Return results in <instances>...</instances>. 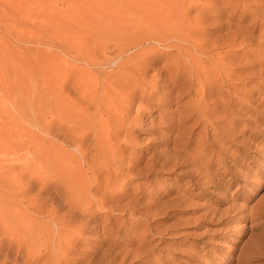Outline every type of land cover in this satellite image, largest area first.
Masks as SVG:
<instances>
[{
    "label": "rangeland",
    "instance_id": "1",
    "mask_svg": "<svg viewBox=\"0 0 264 264\" xmlns=\"http://www.w3.org/2000/svg\"><path fill=\"white\" fill-rule=\"evenodd\" d=\"M192 3L178 11L151 0H0V264H53L63 256L67 261L61 264H264V0ZM187 9L199 29L194 37H204L206 44L199 38L192 47L180 36L160 37L144 47L156 52L158 67L179 53L174 43L197 49L193 56L217 74L205 84L209 94L205 91L200 100L188 90L167 97L160 86L147 94L149 102L141 103L138 95L130 111L113 109L108 116L87 106L100 92V75L115 68L114 52L121 49L103 55L96 48L105 39L129 44L136 38L131 21L140 12ZM104 18L112 31L101 30ZM167 50L175 53L169 57ZM90 51L96 53L92 66L86 58ZM104 59L111 67L97 66ZM177 76L179 89L188 77ZM97 122L111 131L124 124L121 131L133 135L124 140L121 134L122 149L114 146L130 173L101 175V190L114 195L107 196L79 240L59 252L58 227L50 218L56 214L50 213L65 210L59 207L64 198L46 195L56 190L53 179L66 188L59 183L65 179L52 167L47 172L38 167L41 160L48 166L49 159L59 157L63 170L75 171L73 158L69 165L67 158L80 160L77 147L83 144L74 136L83 131L88 147L99 130L109 131ZM57 134L65 141L72 135L73 146ZM83 172L94 187L87 168ZM46 181L48 189L42 188ZM38 194V202L28 205Z\"/></svg>",
    "mask_w": 264,
    "mask_h": 264
},
{
    "label": "bare ground",
    "instance_id": "2",
    "mask_svg": "<svg viewBox=\"0 0 264 264\" xmlns=\"http://www.w3.org/2000/svg\"><path fill=\"white\" fill-rule=\"evenodd\" d=\"M193 1L194 0H151V3L158 4L157 7L165 6L166 4H168L169 6L173 5L174 8H172V7H170V8L179 11V9H181V10L183 9L182 8L183 5H185L187 3L190 5ZM153 4H152V9H153ZM189 5L186 8H190ZM149 6H150V4H149ZM132 7H133V4H132ZM188 10L189 9L186 10V13L184 11H183V13L181 12L182 14L180 12L179 13H177V12L173 13L171 11H170V13H168L166 10H165L166 12H160L159 11L156 13L153 10L152 12H154V13H152L151 11H144V13H143L144 15L140 14L141 12L138 13L139 15H134V19H133V21H131L132 22V28L131 29L133 30V33L135 34L136 38L134 39V37H131V38H133V39H131V41L129 38H127V39H129L128 40L129 42L126 41L127 39L125 41H126V43H129V44L124 45L122 43V41L120 40V38L116 39V40L105 39L106 36L104 38L105 40L103 38H101L104 40V44H102V45L100 44L99 45L100 47L98 46V48H96V49H98V51H100V53H102L103 55L106 53V50H111L110 48H114V49L115 48H117V49L121 48V49L118 50V52H116V51L114 52V56H113L114 59L112 61H113V64H115V68L113 70L111 69V71L109 69V71H107L105 73V74H107L106 76L100 75V81H97V86L100 87V90L99 89L98 90L100 92L98 93V91H97L94 94L93 98L92 97L89 98V96H88V98H89L88 101L90 100V102L86 103V104H88L87 106L89 108L95 107L94 110H96L97 108L100 107L102 109V111L104 112V114L107 111H111V110L113 111V109L115 110V112L117 110H121V111L124 110L125 111V109H127L128 107L131 108L130 104H132L134 102V100L136 99V97L138 95L141 98L140 99L141 103L144 101L149 102L150 98H148L147 96L153 95L155 92H157V90L159 88H161L160 86L166 88L165 96H167V97H170L173 93L182 94V91H184L186 93V91H188V90L189 91L193 90V92H195V94L198 95V98L200 100L204 97L205 91H207V94H209V92H208L209 90L207 89L208 85L206 87L205 84L209 81V79H211V81L215 80L216 78L215 79H214V77L210 78V76H214L217 74L213 73V72H215V70L212 72V70H210L209 67H205L204 63H203L204 65H202V63H201L202 61L198 60L199 58L196 59V57L193 56L194 54H192V53H194L197 49H195V51L192 52L191 49H194V48H189L190 46L186 47L185 45L174 43L173 46L175 48H177L179 53L177 55H173L168 62H166L164 65H160V67H158L156 65V61L159 58L157 57V54H155L156 52L146 51L147 47H144L146 42L149 43V41H152V40H156L157 42L158 41L160 42V37L163 40H166V38L167 39L168 38H171V39L172 38H175V39L178 38V40H179L180 36L184 37L183 41L190 42L192 44V47L193 46L197 47L198 46L197 41L199 40L200 37H198V39L196 40L197 36L196 37H194V36H195V33L198 34L197 30H199V29H198V26H196L197 24L194 22L195 19L193 20V22L196 25H193L192 21H191L192 23H190V21H189L190 15L188 16L189 13L187 12ZM190 20H192V19H190ZM103 23H104L103 24L104 27L102 26V29H101L102 31H105V30H107V31L111 30L112 31V29H109L110 25H108L107 19H105V22L103 21ZM112 27L115 28L116 26L113 25ZM99 29H100V27H99ZM128 34H129V32H128ZM115 35L116 34H114V36ZM119 35H118V37H119ZM103 36L104 35H102V37ZM132 36H134V35H132ZM227 36H229V35H227ZM127 37H129V36H127ZM202 38L204 39V37H202ZM202 38H200V39H202ZM205 40L206 39H204V41ZM207 40H209V39H207ZM204 41H200V42L202 43ZM205 44H206V41H205ZM205 46H207V45H203V48H205ZM131 50H134L135 52L132 55H130V54L127 55V52L128 51L131 52ZM165 53H166V51H165ZM165 53H163V54L166 55ZM167 53L169 54L170 52H168V50H167ZM171 53H175V52H171ZM171 53H170L169 57L171 56ZM95 54L96 53L94 51H90L87 53L86 58L88 61L87 60L86 61L88 62V65L92 66L95 64V63H91V61L95 57ZM160 55H161V53H160ZM125 56H127V58H124ZM182 56L187 57V58H189V60H191V62H188V64H190V65L185 63L187 61V59L184 63L181 61V59H183V58H181ZM118 59L120 61H118V63H116L115 61H117ZM110 62H111V60L104 59L102 62H98L97 66L100 67L102 65H110V64H108ZM217 63H219V62L217 61ZM110 67H111V65H110ZM220 67H218V69ZM216 68H217V66H216ZM213 69H214V67H213ZM222 70H225V68ZM178 74H180L181 76L183 75L185 77L187 75L188 79L186 78V81H185V78H184V82H183L182 87L179 89L178 88L176 89V83L179 81L178 76H177ZM93 83H95V82H93ZM211 85H213V84H211ZM94 88H96V86ZM57 89H59V87ZM57 89H56V93H57ZM210 91L212 92V90H210ZM184 92H183V94H184ZM149 97H151V96H149ZM55 98H56V100H59V95H57ZM83 103H85V102H83ZM132 105H134V103ZM141 105L142 104H140V106ZM140 106H139V110L142 107V106L141 107ZM89 108H87V109H89ZM104 110H106V111H104ZM127 110L130 111L129 108ZM102 111L99 113H101V115L103 116ZM99 113H98V115L100 116ZM112 113H114V112H112ZM129 113L127 114V116H129ZM107 114H109L108 116H110L109 112H107ZM107 114H105V115H107ZM117 115H118V112H117ZM94 116H95V114H94ZM99 116H98V118H99ZM114 116L117 117L116 115H114ZM127 116L124 118V120L126 118L130 117V116L129 117H127ZM141 116H142V114H141ZM190 116H191V114H190ZM81 117H83V116H81ZM111 117L113 118V116H111ZM121 117H122V115H121ZM121 117H118V119L119 118L121 119ZM136 117L137 118L134 119L135 123H136V121H140V118L138 116H136ZM118 119H117V121L120 120V119L119 120ZM182 119L183 118H181V121H182ZM115 120H116V118H115ZM85 121H86V119H85ZM94 121H93V123H94ZM103 121H105V120L103 119ZM76 122H77V120H76ZM109 122L106 121L105 123L108 124ZM112 122H114V119ZM122 122H124V121L122 120ZM122 122L119 124H122ZM124 123H127V122L125 121ZM130 123H131V121H130ZM104 124L101 125V123H98V125H101L100 127L104 126V127H102L103 128L102 130H105L104 128H105L106 124L105 125ZM114 124H115V122H114ZM75 125H76V123H75ZM78 125H80V124H78ZM95 125H96V123H95ZM118 125H117V127H118ZM127 125L129 126V124H127ZM110 126H113V125H110ZM76 127H77V125H76ZM76 127H74V128L77 129L78 127L77 128ZM119 127H121V126H119ZM123 127H124V124L122 125L121 130L124 129ZM80 128L81 127H79V129ZM107 128H108V126H106V130L110 129V127L108 129ZM115 128L113 126V128H111V129H115ZM79 129H77L76 131H78ZM93 130H95V128ZM121 130L115 129L112 131L109 130L108 132L107 131L106 132H103V131L100 132L101 130H99L98 133L95 132V133H97L94 136L95 139H92V141L88 143V144H90L88 147H86L84 145L86 143V137L84 135H82L83 131H81L82 132L81 136H74V139L77 137V139L80 141V143L83 144V146L77 147L78 148L77 151L80 153V155L82 157L80 160L75 159L74 156L73 157L71 156V154H69V156L67 158L68 159V161H67L68 165L71 162V161H69V159L73 158L74 161H72V162L74 164H76V170L75 171L69 170L67 172V171L63 170L64 169L63 162H65V161L61 160V158H59V157H58V159L57 158L56 159H54V158L49 159L48 158L49 160H48L47 164H48L49 168H48V166H45L46 163H42L44 160L40 161L41 167H38L36 165V167H38L39 169L42 168L43 171H45L46 169H50V167H52V171L50 170L52 173H55L57 177H61L60 175H62L65 179V181H61L59 183L64 184L66 188H62L61 186H59L58 183L54 182V179H53L52 180L53 184L52 183L51 184L54 185L56 190H54L52 193L46 192L47 193L46 197L51 196V197H49L51 199L53 198L54 195H56V196L58 195L61 199L64 198L59 207L63 206V208H65V210H62L59 215H57L56 211H52L50 213V215H52L53 213L56 214V217L52 216L50 218L52 219V221L54 223H56V225L58 227L56 230V236H58V240L56 243H57V249L59 252H61L64 247H66V246L69 247L70 245H73L76 241L79 240V238H80L79 234L82 235L84 232H86L87 229L89 228L90 220L94 219L95 214L98 215V213H99L98 208H104V204L106 203L105 199H107V196L109 194L114 195V192L111 191L112 194L109 192L110 190L109 191L108 190H103V191L101 190L103 187V186L102 187L100 186V183L102 180V179H100V178H102L101 175L103 174V178H105L104 174H106V176H107V174L110 175L112 173L113 176L117 177L118 174H121L123 170L126 171L127 173H130L128 170L123 169L126 166V164L124 165L125 162L122 161V158L121 159L117 158L116 148L114 146L117 145L116 146L117 148H121V147H119L120 145H118L120 143V141L118 143V140H120V138L122 139V137H123L121 134L124 133V136H125L123 138L124 140L132 139L133 135L132 134L127 135V133L125 135V132L124 131L122 132ZM68 131H70V130H68ZM92 133H93V131H92ZM79 134H77V135H79ZM69 135L70 134L67 135L68 136L67 141H65L63 139L65 136L64 135L61 136V134H57V136H58L57 138H59V136H61V140L65 141L67 144L73 146L74 142L77 140L75 139V141H74L72 138V135L71 136H69ZM85 135H86V133H85ZM92 136H93V134H92ZM63 141H62V143H63ZM117 152H118V150H117ZM97 153H99V156L100 157L102 156L103 159H101V158L97 159V157H98L96 155ZM117 154H119V153H117ZM88 155H90V157L87 158ZM109 160H112L113 162H108ZM106 161L108 163H113L112 165H115V167H114L115 169L110 171L109 167H107L105 165ZM129 163L131 164V162H129ZM129 166H131V165H129ZM103 167L106 169V171H102V170H104ZM84 168H87V171L90 172L91 178H89V179H93L92 181L94 183V187H92L91 183H89L90 185L88 184V182L90 180H87L88 177H85L84 172H83ZM29 169H31L30 165H29ZM29 169H27V170H29ZM39 169H38V171H39ZM30 171H32V170H30ZM50 171L48 173H51ZM35 172H37V170H35ZM46 172H47V170H46ZM46 172H43L44 175ZM52 173H51V175H52ZM40 177L42 178V176H40ZM43 177L45 178V176H43ZM115 177H113V178H115ZM47 181H46V183H44L45 185H42V188L48 189V182ZM105 181H106V179H105ZM104 183L105 182H103V184ZM111 183H112V181H111ZM117 183H118V180L115 184H117ZM113 184H114V181H113L112 185ZM39 195L40 194H38L36 196L37 198L36 197L32 198L28 202V205H31L32 203H37L38 199H39ZM46 197H45V200L47 199ZM108 199L110 200L111 197ZM78 204H80L79 205L81 207L80 210L78 209V207H79ZM53 235H55V234H53ZM23 244H25V242H23ZM43 256H44L43 254L37 256V260H40V261L43 260ZM63 260L67 261V259L64 256H63V258H60V257L56 258L54 260L53 264H61V262ZM48 261H49V259L48 260L46 259L47 263H48ZM42 262H44V261H41V263ZM52 262L53 261H51V264H52ZM38 264H39V262H38Z\"/></svg>",
    "mask_w": 264,
    "mask_h": 264
}]
</instances>
